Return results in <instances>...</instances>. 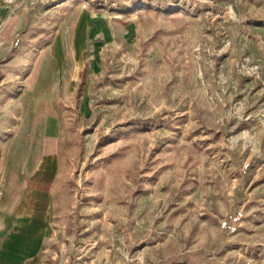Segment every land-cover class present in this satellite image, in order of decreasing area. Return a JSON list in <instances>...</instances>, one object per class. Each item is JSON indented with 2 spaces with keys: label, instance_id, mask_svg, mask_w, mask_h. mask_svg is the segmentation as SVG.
Segmentation results:
<instances>
[{
  "label": "rangeland",
  "instance_id": "rangeland-1",
  "mask_svg": "<svg viewBox=\"0 0 264 264\" xmlns=\"http://www.w3.org/2000/svg\"><path fill=\"white\" fill-rule=\"evenodd\" d=\"M39 2L0 74V192L57 153L40 264H264V0ZM54 38L80 61L28 78ZM31 82L59 123L18 116Z\"/></svg>",
  "mask_w": 264,
  "mask_h": 264
},
{
  "label": "crops",
  "instance_id": "crops-1",
  "mask_svg": "<svg viewBox=\"0 0 264 264\" xmlns=\"http://www.w3.org/2000/svg\"><path fill=\"white\" fill-rule=\"evenodd\" d=\"M0 0V33L5 36V48L0 55V74L7 71L14 76L29 57L25 54L23 42L24 31L34 28L39 21L41 3L36 0ZM19 39L14 51L12 44ZM55 38L48 45L50 53L40 55L34 64L32 73H36L41 62L63 63L65 61H80L77 55L74 60L65 54L60 38L61 53L53 55ZM12 50V51H11ZM47 56V58H46ZM44 58V59H42ZM28 62V61H27ZM27 64V63H26ZM38 82V80H37ZM37 82L26 85L19 98L18 116L32 123L37 116L46 114L53 123H59V117L50 108L49 94L37 86ZM49 141L55 142V134L48 136ZM36 149L31 154H39ZM9 154V153H8ZM21 155L19 150L14 156ZM9 156V155H7ZM31 172L29 191L25 197H6L0 192V264H40V256L49 247L53 235V200L51 196L52 182L58 172L57 153L43 149L37 164L28 168Z\"/></svg>",
  "mask_w": 264,
  "mask_h": 264
}]
</instances>
